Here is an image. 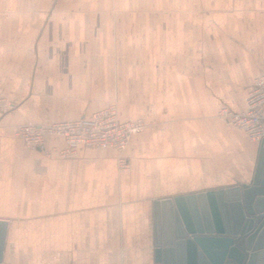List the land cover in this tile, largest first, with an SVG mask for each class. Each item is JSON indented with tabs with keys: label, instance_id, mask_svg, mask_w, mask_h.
<instances>
[{
	"label": "crops",
	"instance_id": "crops-1",
	"mask_svg": "<svg viewBox=\"0 0 264 264\" xmlns=\"http://www.w3.org/2000/svg\"><path fill=\"white\" fill-rule=\"evenodd\" d=\"M261 74L264 0H0V264H161L155 199L252 179L259 143L218 111ZM115 103L145 124L125 171L113 148L62 158L15 134Z\"/></svg>",
	"mask_w": 264,
	"mask_h": 264
},
{
	"label": "water",
	"instance_id": "water-1",
	"mask_svg": "<svg viewBox=\"0 0 264 264\" xmlns=\"http://www.w3.org/2000/svg\"><path fill=\"white\" fill-rule=\"evenodd\" d=\"M153 206L157 262L264 264V138L249 182L155 199ZM7 227L0 220V263Z\"/></svg>",
	"mask_w": 264,
	"mask_h": 264
},
{
	"label": "built area",
	"instance_id": "built-area-1",
	"mask_svg": "<svg viewBox=\"0 0 264 264\" xmlns=\"http://www.w3.org/2000/svg\"><path fill=\"white\" fill-rule=\"evenodd\" d=\"M247 108L235 111L223 106L218 111V117L231 126L241 128L250 140L260 142L264 138V74L255 78L248 92ZM16 104L0 97V114L9 112ZM145 127L142 120H121L116 104L94 112L89 119L81 118L50 124H19L15 126V134L33 150H42L48 156L57 153L62 158L74 157L78 146L92 149L113 148L119 152L118 168L128 170L130 162L124 152L132 136ZM48 135L63 137L66 147L57 149L46 147Z\"/></svg>",
	"mask_w": 264,
	"mask_h": 264
},
{
	"label": "bare ground",
	"instance_id": "bare-ground-1",
	"mask_svg": "<svg viewBox=\"0 0 264 264\" xmlns=\"http://www.w3.org/2000/svg\"><path fill=\"white\" fill-rule=\"evenodd\" d=\"M178 211V216H179V218H181L182 219V214L180 213V210L179 209H177Z\"/></svg>",
	"mask_w": 264,
	"mask_h": 264
},
{
	"label": "rangeland",
	"instance_id": "rangeland-1",
	"mask_svg": "<svg viewBox=\"0 0 264 264\" xmlns=\"http://www.w3.org/2000/svg\"><path fill=\"white\" fill-rule=\"evenodd\" d=\"M116 104V103H115ZM116 106H117V104H116Z\"/></svg>",
	"mask_w": 264,
	"mask_h": 264
}]
</instances>
